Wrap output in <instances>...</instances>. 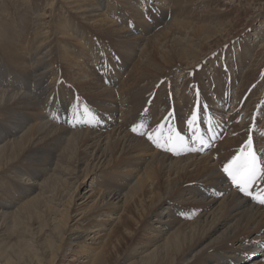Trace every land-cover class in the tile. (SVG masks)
<instances>
[{
    "label": "bare ground",
    "instance_id": "1",
    "mask_svg": "<svg viewBox=\"0 0 264 264\" xmlns=\"http://www.w3.org/2000/svg\"><path fill=\"white\" fill-rule=\"evenodd\" d=\"M58 1H61L62 4H65L67 8L86 22L106 27L109 34L104 32L105 34L115 36L118 40H123L124 42H119V45L124 52L129 53V43L134 44L135 47L141 44L143 45V48L146 49L148 53L146 54V60L143 61L140 59V61L137 59L134 62L133 71L128 72L129 82L130 80L132 82L137 80L138 82V80L165 71L164 66L167 65L171 59L168 58L170 55L165 54L159 40L164 39L168 41L170 37L176 38L173 36L172 32L177 31V33H182L183 37L181 40L183 42H188L181 49L182 54L177 55L184 57L183 59H185V62H193L200 58H198L199 54H192V52L199 48L204 38H210L216 35L221 29L220 25H223H192L190 18L178 20L176 18L179 15L174 14L176 18L174 21L171 20V23L169 20V26H163L159 33L144 38L140 34L135 35V32L132 34L128 28L122 27L111 18L112 16H109L112 11L115 13L111 6H113L115 2L117 3V0H104L103 2L97 0L98 6L94 0H56L52 3ZM119 1L123 2L122 0ZM160 2H162V0H156V2L151 4L161 7L162 4L159 5ZM53 6L55 5L53 4ZM113 7L116 8L115 5ZM56 10L54 12H57ZM209 12L212 11H208V13ZM121 14L124 15V12L122 11ZM49 16H51V20L48 19ZM49 16L45 13H41L31 21L30 31L32 30L34 34L32 40H34L35 44L32 45L35 47L33 52L35 54L39 51L36 55V63H33V65L31 64L32 66L27 64L28 57L26 56L27 58H25L24 55L26 52L23 55L16 54L19 53V51H25V46H23L25 43L23 44L20 40V34L18 35L16 44L14 40V43H10V41L7 40L8 42L5 44V49H12L6 50L5 53L7 54H5V56L15 65L16 69L20 71L23 77L31 78L30 75L34 71H39L38 77L40 79L37 89L41 93L40 97H43V103H41V99L35 101L33 97L23 93H8L0 90V127L2 129V131H0V137L5 140V143L0 146V169H7V171H10L16 167V174L26 172L28 167H21V165L28 159L29 161L35 162V164L31 166H36L38 164L36 167L43 168L39 170V172L37 171L38 173L35 174L34 178L36 177V179H38L40 175L44 176L46 169L54 170L56 173V175H54L55 173H52V176L49 175L50 177L45 181L37 183L30 182V184H27L29 187L26 185L23 186L26 189L25 192L37 190L38 194L18 205V213H22V210L26 208L28 211L29 209L31 210L36 202H38L39 205L42 204V202L45 204V198L56 196L53 198L59 199L57 191L59 192L61 188H59V190L57 188L59 186H55L56 184L60 185L62 183H67L68 187L71 189L75 188L78 192L80 187L85 188V186H89V182H86V179L94 176V178H98L95 182L99 184L96 186V191L94 187L93 193L89 196L90 198L96 195L98 196L93 204L94 209H92V211L100 212L101 210H108L107 214L112 215V218L109 220L114 219L116 223L126 224L125 226L129 225L130 216L127 215L124 209H126L127 204L130 202L136 205V202L133 201L136 194H141L144 200L145 198L151 200L147 205L148 208L143 210L144 214L140 216L142 219L140 221L135 219L134 222L137 225L139 223L144 225L145 223L144 227L147 226L145 229L152 233L145 236L144 239L137 244L130 243L127 245L125 258L130 260V262H126L127 264H238L241 262L245 264H264V240L261 236L264 232V204L258 201V197L264 194V189L257 193L250 187L248 191L251 192L252 195H246L240 190L238 191L236 188L237 185L233 183L231 177L226 173L225 175L220 172L217 161L214 162L211 156L203 154L206 151L207 145L201 142V140L205 138L202 130L208 126L211 121L205 120L204 123H193L192 125L188 123L193 112L198 111L196 105L198 100L193 99V104L178 102L167 103L164 106L168 114L165 115L162 113L166 117L160 125L168 124L169 127H171V131L168 133V136H165L163 131L157 132L160 126L158 125L156 126L157 130L153 134V137L154 139H158L162 144L171 137L172 143L167 144L166 147H172V151L165 150V147L157 146L156 143L149 139L145 141L136 136L141 133L142 124L150 120L151 116L149 115L151 114L150 109L152 105L148 107L147 113L140 115L139 120L134 124L138 129L135 133L133 131L132 133H130L131 131L128 132V130H126L127 127L122 124V121L120 122V117H117V115H108V117L112 119L107 124L104 122V125L97 126L95 129H73L72 127L85 125V123H83V119L81 118L77 120V117L75 120L70 121L72 113L68 110L71 109V107H67L66 109L63 107V109H61L60 106H57V101L59 103L58 99L60 98L57 91L58 89H62V86L60 84V87H57L55 84V81L59 82L61 80L58 81V78L56 79V75H58L55 67L56 54L54 53L56 49L60 52L62 57L68 61L69 66L76 67L75 72H73L75 78L83 74L87 69L84 65H81V57L77 54L75 55L73 53L74 51L71 50V43L69 41L59 40V42H57L59 48L54 49L52 47L50 39L55 30L51 24L53 25L52 21L56 19V15L55 17L52 15ZM53 17L54 19H52ZM160 17L162 19L163 16L160 15ZM49 21L51 23H49ZM26 25L27 21H25V26ZM47 25L48 27H46ZM59 25L64 26L63 28L60 26V31L62 33L60 37L66 39H70L73 32L78 27V23H71L69 20L66 23L65 21L60 22L55 26L58 27ZM140 32L144 33L143 31ZM83 40L78 39L77 44L83 45L82 48L84 51H89L90 45H87L88 43L84 45ZM147 41L150 43L149 46L147 45ZM191 54L192 59H190L189 56ZM31 55L30 53L29 57H31ZM82 55L89 58L92 54ZM96 55L99 54H93L94 57ZM106 55H104L105 58H107ZM134 55L135 54L132 56ZM132 56L128 55L126 61L129 62ZM244 56H241L242 59ZM122 58L120 57L118 62L114 61V65L111 63L113 66L108 65L109 68L107 69L106 77L111 80L115 79L112 83L113 85L119 83L118 79L126 69L127 64L124 63V57ZM32 60L34 59L32 58ZM238 60L235 59L234 63L238 62ZM120 66L124 69L119 70ZM253 71V68L247 71L248 81L242 83V85H240L241 88H243V86L248 88L252 83V78L254 76ZM209 72L215 77L216 71L211 70ZM229 72L232 75V83H235L236 71L235 77H233L234 71L232 69L229 68L226 73ZM82 76H84L85 79L77 78V80L87 93L102 95L107 98V100H113L114 94L110 85L109 87L106 86L100 82L101 80L97 81L91 78V75L89 77V74ZM145 86L146 85H144V87ZM245 87L243 89H245ZM114 90H116V88ZM123 90H125V88ZM62 91L64 94L65 91L63 89ZM62 99H64V96L61 100ZM52 100L53 102L55 101L54 104ZM193 100L191 101L193 102ZM68 103L69 102H67V104ZM43 104H45L46 107L54 105L53 107H55V110H57L58 113H62V115L55 119L57 121L63 119L67 125L38 122V114L42 113L44 109ZM239 104L235 105L238 111L245 105L244 103L242 104L243 106ZM256 106L257 104L254 103L248 105L246 115L249 114L247 115V119H250V122L257 117L253 114L255 113L254 108ZM155 108L153 110L154 112ZM185 110L187 112H185ZM170 111L183 112L182 115L185 117V120L181 126H177L174 115L169 113ZM25 112L26 117L25 115L23 116V118L25 117L24 120H22L23 118H19V120L16 119L17 115H23ZM84 116L86 117V114ZM234 116H236V111L231 114V117L234 118ZM231 117L229 115L228 118L231 120L233 127L231 125L230 127L233 128V131L237 132L238 130H243V133H246L245 130L250 122L247 121L246 124H240V126H238L236 122H232ZM196 121H198V118ZM65 122L63 124H65ZM224 123L227 124L226 121ZM192 129L197 132L193 136V140L190 141L189 138ZM228 134L229 131L227 135ZM237 137L233 136L230 145L236 144ZM165 138L166 140H164ZM80 139H87V143L82 146L81 151L84 152L82 154H77L81 146L77 147ZM162 139L163 141H161ZM261 139L264 141V137H261ZM260 142L259 139L256 157L258 158L257 166L261 170L260 179L264 180V143ZM70 144L72 145L68 148ZM46 153L52 154L53 158L50 159L46 157V159L36 163L38 157ZM225 155L226 154H224V157ZM21 156H23V158H21ZM82 165H85L83 169L81 168ZM110 168L114 169L111 170ZM162 174L165 177L164 187L167 189V194L165 196L157 193V182L163 178ZM100 176L103 179L100 180ZM68 178L72 181L70 182ZM21 180L22 179L16 178V186L21 187ZM16 204H18L17 201ZM59 204H62V202L60 201ZM0 205V218L5 219L10 214V211H6L5 209L13 207L15 202L0 201ZM183 205H192L193 208L187 210L186 208H181ZM70 208L71 207H68L69 210ZM121 210H123L122 215L119 214ZM66 214L67 216L65 217L69 218L68 210ZM151 214L154 218H150L149 222L147 218ZM26 217L27 216H25V218ZM3 219L2 222H0V232L4 230V232L7 231V225L3 222ZM77 224L78 221L72 224V226L75 227H67L65 233H67V237H72L71 240H73L74 245L79 246V251L86 253L89 257L87 261H84L85 264H111V260L108 261V258H112V256L119 254V245L116 247L112 245L114 248L113 251L109 248V243H111L109 241L111 240V234L115 227L112 231L107 232V224L103 223L101 220H94L93 224L90 223L84 228H82L80 224ZM13 230L16 231V228H13ZM92 232L94 235H91ZM21 233L22 232H19V234ZM115 235L118 237V234H114V236ZM86 237L93 238V240L105 241L97 245L94 255L92 254V248L94 247L89 246ZM61 250L62 245L59 244L58 247H56V254L51 257L52 263L56 261ZM257 255L261 256V260L257 258L253 261L251 260V263H246Z\"/></svg>",
    "mask_w": 264,
    "mask_h": 264
},
{
    "label": "rangeland",
    "instance_id": "2",
    "mask_svg": "<svg viewBox=\"0 0 264 264\" xmlns=\"http://www.w3.org/2000/svg\"><path fill=\"white\" fill-rule=\"evenodd\" d=\"M55 1L56 0H0V90L8 93H23L33 97L35 101L41 99V103H43V97H40L41 93L37 89L40 79L38 77L39 71H34L32 73L33 75H30L31 78L23 77L20 71L16 69L15 65L5 56V54H7L5 53L6 50H12L10 48L5 49V44L8 42L7 40H9L10 43L14 40L16 44L18 35L20 34V40L23 44L25 43L23 45L25 46V51H19V53L15 51V53L23 55L26 52L24 55L25 58L28 57L27 64L33 65V63H36V55L39 51L35 54L33 52L35 47L32 45L35 44L34 40H32L34 34L32 30L30 31L31 21L41 13L54 17L56 15V19H54V17L52 18L54 19L52 21L53 25L51 24L55 30L54 34L52 33L51 35L52 40L50 39L52 47L54 49L59 48V44L57 45L59 40L69 41L71 43V50L74 51L73 53L75 55L77 54L81 57V65H84L87 69L83 74L77 76V78L85 79L82 75L89 74V77L91 75V78L97 81L101 80L100 82L106 86L109 87L110 85V88L113 89V97L115 98H113L114 101L110 99L107 100V98L102 95L87 93L83 86L78 83L77 78L73 76L76 67L69 66L68 61L64 59L56 49L54 53L56 54L55 67L58 72L56 79L58 78V81L61 79V83L60 81H55V84L57 87H60L61 84L62 89L65 91L63 94L62 89H58L59 92L57 91V93L60 98L58 99L59 103L57 101V106H60L61 109H63V107L64 109L71 107V109L68 110L72 113L70 121L75 120L77 117V120L81 118L83 119V123H85V125L72 127L73 129H95L97 126L104 125L105 123L107 124L112 119L108 117V115H117V117H120V122L122 121V124L127 127L126 130L132 133V127L136 121L139 120L140 115L147 113L148 107L152 105L150 109L151 114L149 115L151 118L146 121V123L142 124L141 132H150L153 135L157 130L156 126L160 125L165 119V115L168 114V111L164 109L167 103L185 102L193 104L194 100L197 99L200 104L207 105L208 107L206 111H201L197 107L198 121H196L195 124L204 123L205 120L211 121V125L209 124L202 130L205 135L203 141L207 145L206 151L203 154H208L214 162L217 161L218 169L221 173L225 174L222 171L223 167L233 156L238 155L241 151H249L246 147V142L249 139L252 140L251 150L255 151V153L257 151V145H259V139L264 143L261 139V137H264V0H162V2L159 3V5L162 4L161 7L151 4L156 2V0H122L123 2L117 0V3H114L116 8L113 7L114 5L111 6L116 14L113 13L111 9L112 12L109 16H112L111 18L122 27L128 28L132 34L135 32V35L140 34L144 38L159 33L163 26H169L171 20L174 21L176 18L174 14L179 15L176 18L178 20L190 18L192 25L214 26L223 24L220 25L221 29L216 35L210 38H204L199 48L192 52V54H199L198 58H200L193 62H185V59H183L184 57L177 55L182 54L181 49L188 43L181 40L183 37L182 33L180 34L174 31L172 34L176 38L170 37L168 41L164 39L159 40L165 54L170 55L168 58L171 59V61L164 66L165 71L163 73L151 75L145 79H141L142 81L138 80V82L137 80L134 82L130 80L129 82L128 72L133 71L134 62L137 59L146 60V54L148 53L146 49L143 48L142 44L135 47L134 44L129 43L128 46L130 51L126 53L119 45V42L124 41L118 40L115 36L105 34H109L106 27L86 22L67 8L65 4H62L61 1L52 3ZM94 1L97 4V0ZM101 1L103 2L104 0ZM53 4L55 6H53ZM55 10L57 12H54ZM122 11L124 15L121 14ZM208 11L212 12L208 13ZM160 15L163 16L162 19ZM50 18L51 16L48 17L49 20H51ZM66 20L71 21V23H78V27L75 29L70 39L60 37L62 34L60 26L62 25L58 27L55 26L60 22L65 21L66 23ZM25 21H27L26 26ZM49 23L51 22L49 21ZM46 27H48V25ZM63 27L64 26H62V28ZM78 39L83 40L84 45L87 43V45H90L89 51H84L82 48L83 45L77 44ZM147 45H150L148 41ZM30 53L32 54L31 57H29ZM82 54L92 55L88 58ZM93 54L99 55L94 57ZM133 54L135 55L132 56ZM192 54L189 55L190 59H192ZM104 55H106L107 58H105ZM128 55L132 56L129 62L126 61ZM242 55L244 56L243 59L241 57ZM120 57H124V63L127 64L125 71L118 79L121 86L119 83L113 85L112 83L115 79L111 80L106 77L107 69L109 68L108 65L113 66L115 64L114 61L118 62ZM32 58L34 60H32ZM235 59H239L238 62L234 63ZM111 63H113V65H111ZM229 68L234 71L233 77H235L236 71L235 83H232V75L230 72L226 73ZM250 68L254 70L252 83L248 88L243 86V88L245 87V89H243L240 85L248 81L247 71ZM120 69L124 68L120 66L119 70ZM211 70L216 71L217 76L215 75L214 77L213 74H210L211 72L209 71ZM144 85L147 87H144ZM115 88L116 90H114ZM124 88L125 90H123ZM197 93H199V96H197ZM63 96L64 99L61 100ZM191 100H193V102ZM67 102L69 103L67 104ZM52 103L54 104L55 101L53 102L52 100ZM239 103H244L245 105L238 111L235 105ZM248 103L257 104L254 108L255 113H253L257 117L251 122L250 119H247V115L249 114L246 115ZM197 104L196 102V105ZM242 104L239 105L243 106ZM43 106V112L38 114V122L67 125L63 119H61L63 122L55 119L62 115V113H58L55 107H53L54 105L46 107L45 104H43ZM154 108L155 112L153 111ZM186 110L185 112H187ZM235 111L236 116L233 118L231 114ZM169 113L174 115L178 127L183 124L185 117H183L182 111H170ZM25 114L26 112L23 115H17L16 119L19 120V118H23ZM85 114L86 117L84 116ZM229 115L232 122H236L238 126H240V124H246L247 121L250 122L245 130L246 133H243V130H238L237 132L233 131V128L230 127L232 123L228 118ZM24 118L22 120H24ZM225 121L227 124L224 123ZM64 122L65 124H63ZM227 130L229 131L228 135ZM0 131H2L1 127ZM158 131H163L164 135L168 136L171 127H169L168 124H162L159 126L157 132ZM196 132V130H191L190 141L193 140V136ZM136 136L145 141L148 140L146 134H137ZM233 136H238L237 141L236 144L230 145ZM86 140L87 139L79 140L77 147L81 146L77 154H82L84 152L81 150L82 146L86 145ZM164 140H166V138ZM161 141H163V139ZM4 143L5 140L0 137V146ZM71 145L72 144H70L68 148H70ZM224 154H226L225 157ZM46 157L52 159L53 155L50 153L42 154L38 157L36 163L46 159ZM21 158H23V156H21ZM32 164H35V162L27 159V161L21 165V167H28L26 172L18 174H16V167L10 171H7V169H0V201L15 202L13 207L5 209L6 211H10V214L5 219L0 218V222H2L3 219V222L7 225V231L4 232V230L0 232V264H85L84 261H87L89 257L86 253L79 251V246L73 244V240H71L72 237H67L65 230L67 227H75L72 226V224L76 221L84 228L90 223L93 224L94 220H101L103 223L107 224V232L112 231L115 227L111 234L109 248L113 251V246L116 247L119 245V254L112 256V258H108V261L111 260V264H127L126 262H130V260L125 258L127 245L130 243L137 244L139 241L141 242L145 236L152 233L145 229L147 227H144L145 223L144 225L140 223L137 225L134 222L135 219L139 221L142 219L140 216L144 214L143 210L148 208L147 205L151 200L146 198L144 200L141 194H136L133 200L136 202V205L130 202L127 204L126 209H124L127 215L130 216L129 225L125 226L126 224L116 223L114 219L109 220L112 218V215L107 214L108 210H101L103 212L92 211V209H94L93 204L98 196L96 195L92 198L89 196L93 193L94 187L96 191V186L99 183L95 182L98 178L91 176L86 179V182H89V186H85V188L80 187L78 192L77 189L75 190V188L71 189L68 187L67 183H64L65 185L63 183L60 185L56 184L55 186H59L57 187L58 189L61 188L59 192L57 191L59 199L53 198L56 196L45 198V204L42 202V204L39 205V203L36 202L31 210L29 209L28 211L26 208L22 210V213H18V205L38 194L37 190L25 192L26 189L23 186H28L27 184H30V182L37 183L45 181L52 176V173H55L54 170L46 169V171L44 170V176L40 175V177L36 179V177L34 178L35 174L43 168L36 167L38 164L36 166H31ZM84 167L85 165H82L81 168L83 169ZM110 169L112 170L114 168ZM54 175H56V173ZM162 177L163 178L157 182V193L165 196L167 194V189L164 187L165 177L163 174ZM16 178L22 179V183H20L21 187L16 186ZM99 179L101 180L103 178L100 176ZM68 180L70 182L72 181L69 178ZM236 188L239 191V188ZM252 189L257 193L262 191L264 189V180L260 178L256 180L252 185ZM16 201L18 204H16ZM60 201L62 204H59ZM68 207H71L70 210ZM181 208L190 210L193 206L183 205ZM67 210L69 218L65 217L67 216ZM121 211L119 214L122 215L123 210ZM25 216L28 218H25ZM150 218H154L152 214L147 218L149 222ZM13 228H16V231L13 230ZM19 232L22 233L19 234ZM114 234H118V237L117 235L114 236ZM91 235H94V233L92 232ZM261 236L264 240V232ZM86 238L89 246L94 247L92 248L93 255L96 252L97 245L105 242L103 240H93V238L89 237ZM96 241L99 242L97 243ZM59 244L62 245V250L58 254L56 261L52 263L51 257L56 254V247H58ZM257 258L261 260V256L257 255L246 263H251V260L253 261ZM238 264L245 263L241 262Z\"/></svg>",
    "mask_w": 264,
    "mask_h": 264
},
{
    "label": "snow or ice",
    "instance_id": "3",
    "mask_svg": "<svg viewBox=\"0 0 264 264\" xmlns=\"http://www.w3.org/2000/svg\"><path fill=\"white\" fill-rule=\"evenodd\" d=\"M197 96H199V93H197ZM197 107L201 111L207 110V105L200 104L198 102ZM197 112L194 111L191 119L188 121L189 125H192L197 120ZM132 131L135 133L138 131L137 126L132 127ZM141 135H147V138L154 143L157 144V146L165 147V150L172 151V147H166L167 144L172 143L171 137L169 140L165 141L163 144L160 143L158 139H154L152 133H139ZM178 135V134H177ZM182 139V138H181ZM203 143L204 141L201 140ZM246 147L249 149V151L244 152L241 151L236 156H233L232 159L224 165L223 172L226 173L229 177H231L234 184L237 185L239 190L246 195H252L251 192H249V188L252 187V185L255 183L256 180H258L261 176V170L257 166V157L255 151H252V140L249 139L246 142ZM258 201L261 204H264V194H261L258 197Z\"/></svg>",
    "mask_w": 264,
    "mask_h": 264
}]
</instances>
